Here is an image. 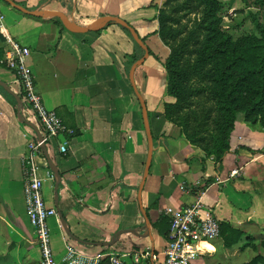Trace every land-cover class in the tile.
I'll use <instances>...</instances> for the list:
<instances>
[{"label": "crops", "instance_id": "1", "mask_svg": "<svg viewBox=\"0 0 264 264\" xmlns=\"http://www.w3.org/2000/svg\"><path fill=\"white\" fill-rule=\"evenodd\" d=\"M13 1L31 12L0 0V58L4 35L26 45L43 104L72 129L65 135L64 152L57 149L60 137L45 145L52 167L43 150L37 158L42 197L55 208L47 220L54 254L62 255L71 244L91 263L97 254L118 253L131 264H160L171 211L190 203L201 188L203 208L218 223L241 233L228 246L219 234L193 264H239L255 255L264 258V127L236 116L227 150L220 157L205 152L163 117V102L174 98L165 92L157 53L162 50L151 46L152 52L133 71L152 136L138 202L146 139L139 102L127 77L129 65L140 55L132 60L135 42L115 22L98 30H79L54 14L61 11L81 25L94 24L108 14H128V20L120 17L141 32V15L149 14L144 7L152 0ZM245 1L264 7L255 0ZM149 54L151 59L146 60ZM0 81L17 93L11 72L1 63ZM22 115L14 96L0 84V252L8 248L19 256L30 253L38 264L24 207L20 161L29 138L36 137L33 126L38 127ZM93 154L104 163L103 176L88 182ZM232 169L236 172L229 175Z\"/></svg>", "mask_w": 264, "mask_h": 264}, {"label": "rangeland", "instance_id": "2", "mask_svg": "<svg viewBox=\"0 0 264 264\" xmlns=\"http://www.w3.org/2000/svg\"><path fill=\"white\" fill-rule=\"evenodd\" d=\"M219 2L216 10L215 2L214 4H208L205 0H152L144 7V9H149L150 12L149 14L141 15L143 25L140 26L143 27V31H137L143 35L150 50L151 46H154L153 48L158 51L162 50L157 52L161 67L167 53L172 49H175L173 64L181 72L186 73L188 69L194 67V62H196L198 56L204 57L203 61L198 62L197 60V64H200L199 70H192L185 75L177 74L176 70L174 76L168 75V79L176 80V88L184 87L186 92L185 94L183 93L184 101L181 108L174 112L167 107V116L175 122H180V119L183 121L184 118V120L190 122V126L200 127V129L196 130L206 131L209 134L211 132L216 134L213 129L222 122L219 119L221 113H226L227 119L233 114L234 118L238 116L249 124H257L264 127V106L260 109H250L246 94L235 91L231 93V98L228 96L233 105H230L229 108L220 106L228 98L224 93L215 92L216 83L213 81L212 75L220 74L221 67H217V62L222 61V55L215 53L209 55V59H206L203 53L212 49H210L211 46H207L202 50L203 52L201 51L205 31L203 28L197 27L200 21L204 20L205 24L210 20V17L206 18L205 13L207 6H209L212 8L213 16L217 18V28L223 34H229L231 40H236L238 37L252 33L259 36L252 17L264 25V7L249 6L245 0H219ZM139 11L140 9H138L136 16H139ZM120 16L127 20L130 17L128 14H121ZM160 16L166 18L162 31L157 30L161 19ZM154 30L156 32L153 33ZM133 41L135 42V40ZM135 46L137 53H134L135 56H133L132 60L136 58L137 54L141 55L143 52L136 42ZM246 46H249V44H246ZM236 50L241 51V54L240 61L236 62L235 68L253 65L264 52V49L261 50L260 47L243 48L237 46ZM149 59H151V54L146 57V60ZM168 79L166 80L165 76V87ZM218 94L220 95L218 96ZM231 107H234V110H231ZM162 111H164L163 105ZM19 112L28 121L37 125L36 120L28 113L22 112L20 109ZM227 125L226 121L223 122V128H226ZM32 139L33 137L29 138V140ZM38 157L42 156L38 154ZM38 162L37 164L40 165ZM6 247L1 249H6ZM0 264H35V260L30 253L19 256V254L10 253L7 248L5 252H0Z\"/></svg>", "mask_w": 264, "mask_h": 264}, {"label": "built area", "instance_id": "3", "mask_svg": "<svg viewBox=\"0 0 264 264\" xmlns=\"http://www.w3.org/2000/svg\"><path fill=\"white\" fill-rule=\"evenodd\" d=\"M4 41L0 63L11 72L16 82L19 109L36 120L40 135L28 142L27 151L20 158L24 207L38 248V264H131L118 253L97 254L91 263L71 244L65 247L62 255L54 254L47 220L55 213V208L46 205L42 197V178L38 175L37 158L38 154H42L43 146L55 137H60L58 151L64 152L65 135L71 134L72 129L63 124L53 109L43 104L27 62V46L7 35H4ZM235 172L232 169L229 175ZM201 192V188L196 189L190 203L171 211L160 264H193L195 258L206 250V244L218 237L219 223L203 208ZM102 255L104 257L100 258Z\"/></svg>", "mask_w": 264, "mask_h": 264}, {"label": "trees", "instance_id": "4", "mask_svg": "<svg viewBox=\"0 0 264 264\" xmlns=\"http://www.w3.org/2000/svg\"><path fill=\"white\" fill-rule=\"evenodd\" d=\"M3 2H6L2 0ZM259 4H264V0H255ZM205 2L216 4L215 10L219 6V0H205ZM206 18L210 17V20L204 24V20L200 21L197 24L198 28H203L205 31L204 39L202 41L201 51L207 47L211 46L210 49L207 50L203 54L206 59H209V55H213L215 53L222 55V61L217 62V67H221L220 74L212 75L213 81L216 83L215 92L224 93L227 96V100L224 101L222 107H228L233 105L229 97L231 98V93L238 91L239 93L246 94V98L248 99V106L250 109H260L264 106V52L260 55L259 60L256 61L251 66H245L241 68H235V64L237 61H240L241 51L236 50V47H260L261 50L264 49V25L259 23V21L252 17L253 23L259 32V36L252 34H247L241 37H238L236 40H231L229 34H223L217 28V18L213 16L212 8L207 6L206 8ZM159 24L157 27L158 31H162L165 26L166 18L164 16H160ZM110 23V22H109ZM132 26V25H131ZM123 27V26H121ZM133 27V26H132ZM128 33L127 28L123 27ZM138 36L141 38L143 43L147 46L148 52L151 53L152 49H149L148 43L145 42L144 37L141 33L137 31ZM156 32L155 30L153 33ZM130 34V33H129ZM249 44V46H246ZM175 49L170 50L164 61L162 62V69H164V73L166 76V80L168 79V75L171 74V77L174 76L175 64L174 61V53ZM203 52V51H202ZM199 57V56H198ZM197 57L198 62L203 61L204 57ZM194 62V67L187 70V72H181L179 69L177 70V74H188V72L192 70H199L198 62ZM176 80L168 79L166 83L165 92L171 95L174 100L173 102L164 101L163 102V117L169 121L170 124L175 125L178 128L179 133H183L190 141L200 145L205 152H213L216 157H220L224 151L227 150V137L234 126L235 118L233 114L231 117L227 119L226 113H221L219 119L222 121L220 124L216 125L213 129L216 131L211 132L209 134L206 131H200L196 129H200V127L190 126V122L188 120H184L180 122L173 121L169 116H167V107L174 112H177L184 101L183 93L185 94L186 88H176ZM220 94H218L219 96ZM229 96V97H228ZM231 110H234V107H231ZM228 124L226 128H223V122ZM264 123V121H263ZM199 132V133H198ZM206 133V134H204ZM45 147V146H43ZM94 161L91 162V172L87 178L88 182L97 181L102 178V169L104 168V163L102 159L93 154ZM96 165L98 166L96 169ZM241 231L230 227L227 223H219V234L221 235L222 241L224 245H231L236 242L239 237ZM104 257V256H103ZM264 262V258L255 255L251 257L249 260L245 262H241L239 264H257Z\"/></svg>", "mask_w": 264, "mask_h": 264}, {"label": "water", "instance_id": "5", "mask_svg": "<svg viewBox=\"0 0 264 264\" xmlns=\"http://www.w3.org/2000/svg\"><path fill=\"white\" fill-rule=\"evenodd\" d=\"M7 3H9L11 6L18 8L20 10H23L25 12L30 13L31 11L24 8L23 6L17 4L16 2H14L13 0H4ZM54 14L60 16L62 18V20L68 24L69 26H72L75 29H79V30H98L100 28H102L105 24L109 23V22H115L116 24H119L120 26H123L125 28H127V30L129 31L131 37L133 38V40H135V42L139 45V47L142 49V54L136 58L133 62H131V64L129 65L128 71H127V77L129 80V83L132 87V90L135 94V96L137 97V100L139 102V106H140V111H141V118H142V124H143V129H144V133H145V139H146V152H145V158H144V164H143V168H142V174L140 177V180L138 182V186H137V200L139 202V192L141 189V185L143 182V179L146 175V172L148 170V165H149V161H150V157H151V151H152V136H151V132H150V128H149V123H148V119H147V114H146V108H145V103L141 97V95L139 94L138 90L135 87L134 84V79H133V71H134V67L141 63L143 61V59L145 58V56L148 53V49L147 46L145 45V43H143V41L141 40V38L138 36L137 32L135 31V29L122 17L120 16H116V15H105L101 18V20L95 22L94 24L91 25H81L78 24L72 20H69L67 18V16L61 12V11H54ZM0 84L7 90L9 91L15 98L16 101V105H17V110L19 108V94L14 92L13 90L9 89L4 82L0 81ZM35 133H36V138H39V131L38 129L33 126ZM43 154L47 160V164L49 167H52L51 162L49 161V159H47V154L45 151V148H43ZM55 175V179H54V186L57 185V182L59 180V174L55 171L54 172ZM141 215L143 216V220H144V226H147V220L145 217V213L142 209H140ZM73 237V236H72ZM75 238V237H74ZM77 240H80L78 238H75ZM113 239V236H111L110 240L108 242H111ZM86 243H93V244H98L99 242H92V241H85V240H80ZM108 242H105V244H107Z\"/></svg>", "mask_w": 264, "mask_h": 264}]
</instances>
